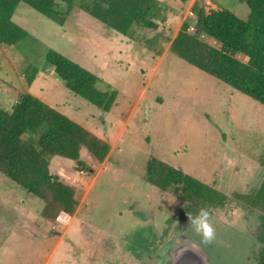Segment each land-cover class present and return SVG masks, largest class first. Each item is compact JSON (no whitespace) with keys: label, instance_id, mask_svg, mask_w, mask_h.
Masks as SVG:
<instances>
[{"label":"rangeland","instance_id":"374dc122","mask_svg":"<svg viewBox=\"0 0 264 264\" xmlns=\"http://www.w3.org/2000/svg\"><path fill=\"white\" fill-rule=\"evenodd\" d=\"M193 1L157 0V27L133 28L131 36L78 8L59 25L17 6L12 20L28 35L0 44V108L10 110L27 92L95 131L111 151L101 163L84 147L81 164L49 156V173L71 186L78 202L65 225L44 218V203L0 174V264H156L176 235L198 246L209 264L254 257L261 229L248 200L264 172V106L169 52L180 25L194 19L187 17ZM208 7L243 20L248 14L243 0ZM48 50L95 75L99 91L115 92L110 110L71 94L46 61ZM150 158L223 194L224 205L209 210L210 243L194 231L181 200L144 182ZM148 239L149 250L141 251Z\"/></svg>","mask_w":264,"mask_h":264},{"label":"trees","instance_id":"16d2710c","mask_svg":"<svg viewBox=\"0 0 264 264\" xmlns=\"http://www.w3.org/2000/svg\"><path fill=\"white\" fill-rule=\"evenodd\" d=\"M243 2L248 10L244 20L226 9L205 11L204 4L195 1L194 19L180 25L169 52L264 106V0ZM20 3L59 25L78 8L123 36H131L133 28L157 27L153 21L157 0H0V44L13 46L27 38V32L12 20ZM45 59L71 94L103 112L110 110L116 93L99 91L95 75L53 50L47 51ZM25 78L27 83L32 80ZM82 147L96 163L109 152L106 142L27 92L17 94L10 110L0 108V174L40 199L46 219L54 220L60 212L72 214L78 204L74 189L49 173L48 158L81 164ZM260 164L264 168V156ZM143 180L181 200L189 221L201 208L209 212L224 205L225 197L218 190L155 158L147 161ZM248 202L259 212L264 242V172ZM259 264H264V248Z\"/></svg>","mask_w":264,"mask_h":264},{"label":"water","instance_id":"95a60500","mask_svg":"<svg viewBox=\"0 0 264 264\" xmlns=\"http://www.w3.org/2000/svg\"><path fill=\"white\" fill-rule=\"evenodd\" d=\"M156 264H209L201 249L182 235H176L160 248Z\"/></svg>","mask_w":264,"mask_h":264},{"label":"clouds","instance_id":"9594fccd","mask_svg":"<svg viewBox=\"0 0 264 264\" xmlns=\"http://www.w3.org/2000/svg\"><path fill=\"white\" fill-rule=\"evenodd\" d=\"M190 222L194 227V231L202 236L206 243H210L215 232L209 220V212L206 208H201L195 216L190 217Z\"/></svg>","mask_w":264,"mask_h":264},{"label":"built area","instance_id":"2783aa9c","mask_svg":"<svg viewBox=\"0 0 264 264\" xmlns=\"http://www.w3.org/2000/svg\"><path fill=\"white\" fill-rule=\"evenodd\" d=\"M197 1L202 2V3L204 4V9H207V10H205V11H208V10H209V9H208V8H209L208 5H211V2H212L213 0H197ZM194 2H195V1H193L192 4H193ZM192 4L190 5L189 9L187 10V17H188L189 19L194 18V15H193V13H192V11H191V6H192ZM192 30H193V28H192V27H189L188 31L191 32ZM68 220H69V216H68L66 213H64V212H60V213L56 216V221H57V223H59V224H63V225H65V224L68 223Z\"/></svg>","mask_w":264,"mask_h":264},{"label":"flooded vegetation","instance_id":"af4514ba","mask_svg":"<svg viewBox=\"0 0 264 264\" xmlns=\"http://www.w3.org/2000/svg\"><path fill=\"white\" fill-rule=\"evenodd\" d=\"M260 184V183H259ZM259 187V186H258ZM258 189V188H257ZM256 189V190H257ZM255 193V192H254ZM259 225H260V223H259ZM260 229H261V227H260ZM260 237H261V233H259V235L258 236H256V238H255V240H256V246H258V249L256 250V252L255 253H252V255H254V257L253 258H251V259H253V261H254V264H259V253L261 252V250L264 248V242H262L261 240H260ZM150 241H149V239L148 240H146L145 241V249H143V250H141V251H145V250H149V248H148V246H147V243H149ZM146 253V252H145ZM144 253V254H145ZM147 255V254H146ZM250 259V258H249ZM249 259H246V260H248V261H244L243 263L244 264H251V259L249 260ZM252 261V262H253Z\"/></svg>","mask_w":264,"mask_h":264},{"label":"crops","instance_id":"0c3cea01","mask_svg":"<svg viewBox=\"0 0 264 264\" xmlns=\"http://www.w3.org/2000/svg\"><path fill=\"white\" fill-rule=\"evenodd\" d=\"M60 113H62V112H60ZM74 121V120H73ZM83 127V126H82ZM85 128V127H84ZM86 130H88L87 128H85ZM90 133H92L93 135H95L96 137H98L99 138V135L97 136V134H96V132L95 131H93V130H88ZM110 151H111V149L109 148V152H108V155H109V153H110ZM107 155V156H108Z\"/></svg>","mask_w":264,"mask_h":264}]
</instances>
